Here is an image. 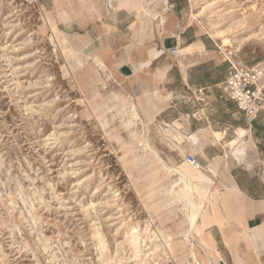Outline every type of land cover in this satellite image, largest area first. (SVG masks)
<instances>
[{"label":"rangeland","instance_id":"1","mask_svg":"<svg viewBox=\"0 0 264 264\" xmlns=\"http://www.w3.org/2000/svg\"><path fill=\"white\" fill-rule=\"evenodd\" d=\"M105 1L0 0V264H218L217 186L210 199L204 169L164 151L124 82L70 39ZM179 3L206 47L258 68L264 94V0ZM255 123L264 160V108ZM193 185L208 199L195 219Z\"/></svg>","mask_w":264,"mask_h":264},{"label":"crops","instance_id":"2","mask_svg":"<svg viewBox=\"0 0 264 264\" xmlns=\"http://www.w3.org/2000/svg\"><path fill=\"white\" fill-rule=\"evenodd\" d=\"M106 1L108 15L100 22L84 16L72 43L124 82L133 116L172 147L164 151L197 158L210 199L217 186L219 213L208 229L218 236V264H264V160L255 155L258 128L222 96L231 62L206 47L201 32L191 33L180 0H153L137 12Z\"/></svg>","mask_w":264,"mask_h":264},{"label":"built area","instance_id":"3","mask_svg":"<svg viewBox=\"0 0 264 264\" xmlns=\"http://www.w3.org/2000/svg\"><path fill=\"white\" fill-rule=\"evenodd\" d=\"M177 53V50H173ZM261 72L255 67L236 66L231 63L227 78L221 84L222 96L234 102L237 110L244 114L250 128L264 108V94L260 88ZM186 161L193 167L200 163L195 156Z\"/></svg>","mask_w":264,"mask_h":264},{"label":"bare ground","instance_id":"4","mask_svg":"<svg viewBox=\"0 0 264 264\" xmlns=\"http://www.w3.org/2000/svg\"><path fill=\"white\" fill-rule=\"evenodd\" d=\"M242 134H240V135H243L244 134V132L242 131L241 132ZM197 171V173L199 174L200 173V170L198 171V170H196ZM192 189L194 190V200L197 202V204H195L194 205V210H193V219H195L196 217H198V215H201L202 214V211H203V205H202V203L201 202H204V201H206V200H208L207 199V195H204L203 197H200V198H203V199H200V201H198V199L196 200V198H197V196H199L200 195V192H199V190H198V188H196L194 185L192 186ZM199 202V203H198ZM134 240V239H133ZM135 242V241H134ZM138 244V243H137ZM136 245V244H135ZM134 245V246H135ZM133 246V247H134ZM137 246V245H136ZM136 252V251H135Z\"/></svg>","mask_w":264,"mask_h":264}]
</instances>
